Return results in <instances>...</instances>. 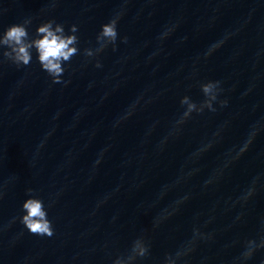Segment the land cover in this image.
Masks as SVG:
<instances>
[{
    "label": "clouds",
    "instance_id": "9594fccd",
    "mask_svg": "<svg viewBox=\"0 0 264 264\" xmlns=\"http://www.w3.org/2000/svg\"><path fill=\"white\" fill-rule=\"evenodd\" d=\"M119 15L111 19L108 23L101 26V31L97 34L96 41L98 47L94 50L87 48L84 50L86 57H94L103 52L109 45L113 46L118 38L117 24ZM32 23L31 19H25L22 23L12 24L0 34V48H6L2 52V56L17 67L28 66L32 61V50L37 53L38 62L51 78L52 82L61 83V77L65 72L64 64L69 63L73 56L79 54V37L77 25L70 26L68 33L62 24H58L55 20H48L41 23L35 32L34 37H30L28 27ZM127 42V37L123 38ZM210 54V52H209ZM97 68L101 67L97 61ZM200 89L205 99L197 104L192 101L189 96L185 95L180 100L181 106L184 107L181 118L177 121L178 124H183L189 119L193 113H202L205 109L215 112L214 103L217 102L219 93L222 91L220 81H208L200 84ZM221 106L227 104V100L219 101ZM247 145L241 149L245 151ZM253 190H249L244 199L252 195ZM33 190L27 189L29 198L22 204V212L24 213L19 219L20 223L31 233L37 236L52 237L54 229L52 222L48 219V212L45 208L43 200L32 195ZM186 199V198H185ZM204 238V234L199 229H194V238ZM264 248V237H261L259 242L254 239H249L245 242L244 251L238 258L243 264L244 261L250 259L257 249ZM191 248L178 250L174 255L168 254L165 257L164 264H177L184 256L191 252ZM150 245L144 237L135 239L126 255L118 256L113 264H137L149 255Z\"/></svg>",
    "mask_w": 264,
    "mask_h": 264
}]
</instances>
